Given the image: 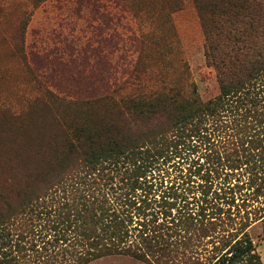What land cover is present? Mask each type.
I'll return each mask as SVG.
<instances>
[{"label":"trees","instance_id":"trees-1","mask_svg":"<svg viewBox=\"0 0 264 264\" xmlns=\"http://www.w3.org/2000/svg\"><path fill=\"white\" fill-rule=\"evenodd\" d=\"M192 1L212 98L185 68L123 95L97 48L80 74L93 96L31 69L39 95L0 128V264H263L247 231L264 233V0Z\"/></svg>","mask_w":264,"mask_h":264},{"label":"rangeland","instance_id":"rangeland-1","mask_svg":"<svg viewBox=\"0 0 264 264\" xmlns=\"http://www.w3.org/2000/svg\"><path fill=\"white\" fill-rule=\"evenodd\" d=\"M101 19L108 30L104 39L95 29ZM204 44L192 0H0V128L15 134L3 112L20 114L39 95L31 69L40 64L46 69L38 79L47 87L78 98L93 96L92 82L80 76L87 60L93 68V48L100 50L102 65L115 67L117 79L127 87L123 95L138 87L159 89L167 75L185 68L201 98H212L218 85L206 65ZM32 56L37 61L29 66ZM91 66L87 75L93 79ZM2 136L0 148L11 144ZM247 234L264 264L262 224L253 225ZM207 250L211 246L199 251L205 257ZM90 264L144 263L113 256Z\"/></svg>","mask_w":264,"mask_h":264}]
</instances>
